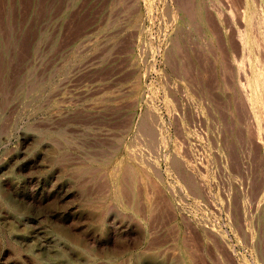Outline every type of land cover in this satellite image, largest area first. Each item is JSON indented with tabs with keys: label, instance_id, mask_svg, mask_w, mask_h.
<instances>
[{
	"label": "rangeland",
	"instance_id": "obj_1",
	"mask_svg": "<svg viewBox=\"0 0 264 264\" xmlns=\"http://www.w3.org/2000/svg\"><path fill=\"white\" fill-rule=\"evenodd\" d=\"M0 264H264V0H0Z\"/></svg>",
	"mask_w": 264,
	"mask_h": 264
},
{
	"label": "bare ground",
	"instance_id": "obj_2",
	"mask_svg": "<svg viewBox=\"0 0 264 264\" xmlns=\"http://www.w3.org/2000/svg\"><path fill=\"white\" fill-rule=\"evenodd\" d=\"M121 189V188H120ZM122 191V190H121Z\"/></svg>",
	"mask_w": 264,
	"mask_h": 264
}]
</instances>
